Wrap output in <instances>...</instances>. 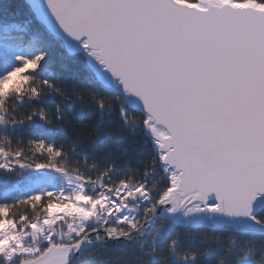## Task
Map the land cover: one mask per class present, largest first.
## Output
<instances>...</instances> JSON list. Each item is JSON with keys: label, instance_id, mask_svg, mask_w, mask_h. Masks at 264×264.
I'll use <instances>...</instances> for the list:
<instances>
[{"label": "snow or ice", "instance_id": "1", "mask_svg": "<svg viewBox=\"0 0 264 264\" xmlns=\"http://www.w3.org/2000/svg\"><path fill=\"white\" fill-rule=\"evenodd\" d=\"M0 264H264V0H0Z\"/></svg>", "mask_w": 264, "mask_h": 264}, {"label": "trees", "instance_id": "2", "mask_svg": "<svg viewBox=\"0 0 264 264\" xmlns=\"http://www.w3.org/2000/svg\"><path fill=\"white\" fill-rule=\"evenodd\" d=\"M105 121L107 122L108 126H110L111 128L116 129L117 131H125L119 128L118 118L105 117ZM125 134H127L126 131H125ZM136 139H139V138L136 137ZM20 211H23V209H20Z\"/></svg>", "mask_w": 264, "mask_h": 264}]
</instances>
